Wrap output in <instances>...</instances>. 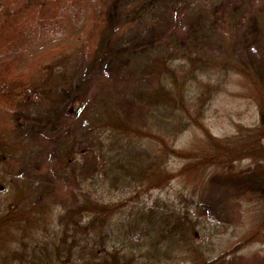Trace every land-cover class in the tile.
<instances>
[{
	"label": "trees",
	"instance_id": "16d2710c",
	"mask_svg": "<svg viewBox=\"0 0 264 264\" xmlns=\"http://www.w3.org/2000/svg\"><path fill=\"white\" fill-rule=\"evenodd\" d=\"M103 2L0 0V264H212L228 250L264 242V192L248 236L225 244L215 239L223 223L199 213L194 190L144 194L209 165L264 164V90L255 70L233 57L231 24L221 54L169 46L138 61L139 77L153 78L128 90L143 111L138 124L107 102L93 124L67 140L63 167L74 182V202L59 208L36 200L18 175L15 156L23 144L14 134L16 103L57 84L78 45L91 50L102 30ZM238 73L251 85L245 99L259 119L217 136L206 119L229 75ZM189 130L199 132L196 143L177 147ZM82 137L99 143L97 174L81 172L86 151L76 144ZM173 161H182L177 170Z\"/></svg>",
	"mask_w": 264,
	"mask_h": 264
},
{
	"label": "rangeland",
	"instance_id": "374dc122",
	"mask_svg": "<svg viewBox=\"0 0 264 264\" xmlns=\"http://www.w3.org/2000/svg\"><path fill=\"white\" fill-rule=\"evenodd\" d=\"M101 19L102 30L91 50L78 45L61 80L25 96L12 114L14 134L23 144L15 156L16 172L36 200L47 198L59 208L76 199L74 182L63 167L67 140L93 124L107 102L128 122L142 120V108L128 90L152 82V77H139L136 70L145 56L169 46L206 56L221 54V37L231 24L236 33L230 47L233 57L255 70L264 90V0H104ZM229 78L206 119L211 132L222 137L259 119L255 106L245 99L251 87L246 78L239 73ZM199 135L185 131L176 146L190 148ZM76 145L86 151L81 172L99 173V143L82 137ZM181 164L173 161L171 169ZM176 187L194 190L199 213L223 223L225 229L216 235V242L234 243L248 236L262 212L254 203L264 192V164L240 160L209 165L144 194L173 196ZM212 264H264V242L255 240L237 251L228 250Z\"/></svg>",
	"mask_w": 264,
	"mask_h": 264
}]
</instances>
